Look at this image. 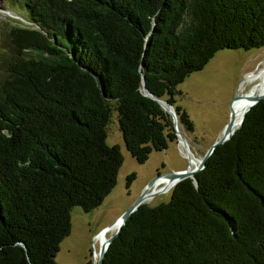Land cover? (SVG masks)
Masks as SVG:
<instances>
[{"label": "trees", "instance_id": "trees-1", "mask_svg": "<svg viewBox=\"0 0 264 264\" xmlns=\"http://www.w3.org/2000/svg\"><path fill=\"white\" fill-rule=\"evenodd\" d=\"M9 4L26 23L11 20L0 52V264H54L70 208L95 207L115 183L111 109L139 163L176 138L141 76L191 130L177 83L219 48L264 46V0ZM194 175L132 210L100 264H264V99Z\"/></svg>", "mask_w": 264, "mask_h": 264}, {"label": "rangeland", "instance_id": "rangeland-1", "mask_svg": "<svg viewBox=\"0 0 264 264\" xmlns=\"http://www.w3.org/2000/svg\"><path fill=\"white\" fill-rule=\"evenodd\" d=\"M9 2L12 0H0V52L3 45L2 34L12 23L11 20L26 23L18 9ZM263 61L264 46L219 48L200 69L190 72L177 83L179 92L175 94L176 102L186 111L192 122V129L184 130L176 119L177 128L185 138L189 151L197 159L221 133L228 118V103L234 94L239 93L244 75L263 65ZM248 85L250 86L246 83L245 87ZM233 101L234 99L231 107ZM106 142L117 144L122 156L115 183L95 207L83 210L80 206L73 205L70 208L69 233L58 244L54 264H85L87 260L92 264V253L98 248L93 238L98 230L125 210L155 174L182 169L188 164L187 155L177 137L168 141L164 148L152 150L143 162L135 161L124 147L114 109H111L106 125ZM130 172L134 173V177L126 186L125 178ZM160 184L162 183H158L156 188ZM170 188L155 193L145 203L152 205L160 200H167ZM113 231L114 228L107 231L106 236Z\"/></svg>", "mask_w": 264, "mask_h": 264}, {"label": "water", "instance_id": "water-1", "mask_svg": "<svg viewBox=\"0 0 264 264\" xmlns=\"http://www.w3.org/2000/svg\"><path fill=\"white\" fill-rule=\"evenodd\" d=\"M141 89L142 92L145 95H148L152 98H155L159 104L170 114L171 116V121H172V125H173V129L175 131L176 137H177V141H179L181 143V145L183 146L184 152L187 155L188 158V164L185 168L182 169H178V170H171V171H166V172H162V173H157L155 174L149 181L148 183L145 185L144 189L137 195V197L134 199V201L125 209L123 210L114 220H112L110 223L106 224L105 226L101 227L97 233H101L103 234L104 231L115 225L114 226V231L111 232L110 234H108L107 236L103 237V239L99 242L98 244V248H97V254L96 256L93 254V259H92V264H100L104 251L107 247V244L110 242V240L118 234L120 226L122 225V223L124 222V220L126 219V217L128 216V214L134 210L140 203H145L144 198L146 196H152L155 193L158 192H162V191H166L168 190L172 185H174L178 180L184 178V177H190L192 179V182L194 185H196V178L194 175V172L198 169H200L205 161V158L208 156V154L212 151V149L214 148V146L218 143L223 142L224 140H226L227 138L230 137V135L232 134V132L234 131V129L241 123L242 118L245 114V111L256 101H258L259 99H264V91L259 92V93H254L251 94L250 97V102L249 104L245 107V109L242 111L241 116L239 117L238 121H235L234 115L232 113L231 110V101L233 99H235L238 96V93L234 94L232 96V98L230 99L229 103H228V108H229V113H228V118L226 120V122L224 123L221 133L209 144L208 148L205 150V152L197 159V163L195 165H193L192 167H190V159L188 157L187 152L189 151L188 149V145L187 142L185 140V138L183 137V135L180 133V131L177 128V123H176V115L175 112L173 110V108L171 107L170 103L166 102L165 100H161L156 98L144 85V79L143 76H141ZM166 177L168 179H170L171 184L169 186L164 187V184H161L159 187L157 188H153L154 184L156 182V180L159 177ZM230 224V223H229ZM231 230H233V224H230ZM21 244H23L21 242Z\"/></svg>", "mask_w": 264, "mask_h": 264}, {"label": "bare ground", "instance_id": "bare-ground-1", "mask_svg": "<svg viewBox=\"0 0 264 264\" xmlns=\"http://www.w3.org/2000/svg\"><path fill=\"white\" fill-rule=\"evenodd\" d=\"M248 83L250 86H246L245 84ZM264 91V61L263 65H259L255 70L248 72L244 75L243 82L240 84V91L238 93V96L234 99L231 110L234 115L235 121L237 122L239 117L242 114V111L245 109V107L250 102L251 94L259 93ZM189 149V147H188ZM188 157L190 159V167L195 165L197 163V158L190 152H187ZM172 181L166 177H159L155 184L154 189L156 188V185L158 183L164 184V187L169 186ZM161 185V184H160ZM150 196H146L144 200H149ZM115 225L107 228L103 234L97 233L94 235L93 241L95 245H98L99 242L103 239V237L106 236L107 231L112 230ZM97 251L94 252V255L96 256Z\"/></svg>", "mask_w": 264, "mask_h": 264}]
</instances>
